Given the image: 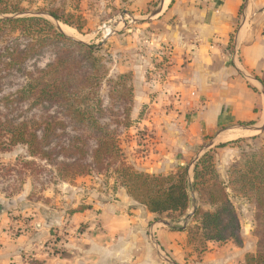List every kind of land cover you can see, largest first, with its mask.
Returning a JSON list of instances; mask_svg holds the SVG:
<instances>
[{
	"label": "trees",
	"instance_id": "obj_1",
	"mask_svg": "<svg viewBox=\"0 0 264 264\" xmlns=\"http://www.w3.org/2000/svg\"><path fill=\"white\" fill-rule=\"evenodd\" d=\"M37 1L0 0V41L10 39L0 48V79L1 72L12 70H22L24 79L16 92L4 98L7 102H29L30 106L56 109L41 121L32 122H17L0 111V153L24 145L31 158L0 165L2 176H16L20 183L18 188L3 190L5 197L20 193L26 182L25 173L41 172L45 166L53 167L59 181L88 174L101 175L99 172L107 168L115 173L116 184L125 188L138 205L155 214L156 220L167 216L176 224L187 215L195 192L210 209L197 206L190 219L194 225L188 224L185 230L188 243L196 242L201 253L208 250V242L232 240L239 247L243 245L241 221L233 197L247 198L256 206L253 234L257 243L255 252L245 254L244 264H264V145L242 150L229 167L227 178L218 171L211 151L195 162L193 178L188 165L169 174L136 169L126 160L118 133V128L131 123V108L127 103L132 102V90L126 87L125 75L110 79L96 44L72 39L40 15L47 14L82 30L83 16L75 12L82 0H44V5L32 12ZM46 52L50 59L44 68L25 69L28 60ZM104 80L111 83L110 97L121 101L119 113L104 107L99 96ZM106 118H110L111 123L106 122ZM68 124L88 136L62 140L57 133ZM247 140L241 137L230 141ZM224 145L219 144V147ZM89 208L90 205L81 204L71 213ZM29 264L45 262L33 259Z\"/></svg>",
	"mask_w": 264,
	"mask_h": 264
},
{
	"label": "crops",
	"instance_id": "obj_2",
	"mask_svg": "<svg viewBox=\"0 0 264 264\" xmlns=\"http://www.w3.org/2000/svg\"><path fill=\"white\" fill-rule=\"evenodd\" d=\"M151 1L134 0L133 5L141 10ZM241 6L244 13L239 17ZM166 9L168 17L176 16V20L159 34L161 44L174 50L163 93L174 95L172 101L180 112L168 107L160 118L163 139L175 129L184 130L186 140L195 143L215 132L225 135L242 129L250 133L264 127L263 94L251 88L244 76V70L264 72V0H161V13ZM237 122L245 127L220 129ZM161 153L168 154L162 165L170 168L171 152ZM64 185L76 191H69L76 199L87 189L81 184ZM101 190L96 199L82 196V202L91 204L84 211L70 214L49 208L43 214L36 208L27 229L20 233H15L18 224L11 222L10 212H0V264H29V257L45 264L186 262L188 223H180V229L164 226L125 188L103 183Z\"/></svg>",
	"mask_w": 264,
	"mask_h": 264
},
{
	"label": "rangeland",
	"instance_id": "obj_3",
	"mask_svg": "<svg viewBox=\"0 0 264 264\" xmlns=\"http://www.w3.org/2000/svg\"><path fill=\"white\" fill-rule=\"evenodd\" d=\"M133 3L134 0H82L78 11H75L83 16L82 30L55 20L47 14L40 15L48 18L55 26L59 24L61 27L62 25H67L73 28L76 35L79 36H73L77 40H82L88 44H96L100 48L98 54L104 58L110 79L115 80L119 75H125L126 87L132 90V102L127 103L131 108V123L127 127L118 128V133L121 147L129 164L138 170L155 174L173 173L179 167L188 165L190 166V177L193 178L195 162L204 154L205 150L211 148L208 151H211L218 171L223 178H227L229 167L238 159L242 150L264 145V127H257L255 132L243 135V137L248 139L244 142H231L230 140H236L241 137L227 139L225 135L228 133L223 135L221 132H215L212 135L203 136L201 141L193 143V140L192 142L186 140V133L180 129L169 132L168 137L164 140V134L160 126H158L160 118L167 112L166 109L168 107H171L168 108V111H173L174 109L180 112V109L178 103H173L172 101L173 98L171 97L174 95L163 93L165 91L163 83L169 72H171L170 67L172 66L174 50L171 45L165 42L161 44L159 34L163 32V28H166L168 23L173 24L176 16L168 17V9H166L167 13L165 12L166 10L161 13V0H153L149 3V6H144L141 10L139 5H133ZM43 5L44 0H38L33 6L32 12H35V8ZM243 7L241 6L239 17L244 13ZM66 35L72 36L68 33ZM9 40L0 41V48L3 49ZM166 46L172 47L171 53L165 50ZM49 59L50 54L46 52L37 58L28 60L25 69L44 68ZM1 74L0 111L2 114L8 115L17 122H32L41 121L46 114L56 111L55 108L47 109L43 106H30L29 102H7L4 97L11 96L24 83L23 71L12 70L10 73L4 71ZM244 74L249 86L262 93L264 98V72H261L260 69L253 72L244 70ZM110 84L107 80L103 81L99 96L103 100L104 107L111 108L119 113L122 111L121 101L110 97ZM173 104L177 106L173 108ZM110 120V118L105 119L108 123H111ZM242 125L237 122L233 125H224L220 129L224 131L228 128H237ZM72 127L73 125L68 124L66 129L59 130L57 135L62 140H66L70 136H88L86 132L73 129ZM112 128H115V125H112ZM252 136L257 137L253 139ZM209 143H213V147ZM222 143H225V145L219 147V144ZM190 146L191 151H186ZM164 150L171 152L169 153L171 159L168 161L171 164L170 168L162 165L165 164L166 161L164 159L168 155H162L161 152H164ZM174 155L177 156L174 157ZM22 158L25 160L31 159L28 157L27 148L24 145H18L9 152L0 153V165L14 164L17 159ZM53 170V167L45 166L41 172H32L31 175L25 173L26 182L22 185L20 193L15 194L11 198H6L3 190L9 189V187L18 188L20 185L18 177L7 178L0 173V212L6 214L10 212L9 216L13 218L11 222L18 224L15 233H20V231L23 232V230L27 229L31 219H33V213H35L33 210L41 209V213L45 214L44 211L53 209L55 212L71 214V210L81 204L91 206V204L81 201L82 196L90 194L93 199L101 197L99 193L102 192L101 186L103 183L108 184L111 188L119 186L116 184V175L112 169H104L99 172L101 175L88 174L66 181L56 179ZM86 176L94 178L87 180L81 178ZM64 183L86 185L87 189L84 192L81 191V197L76 199L74 196H69L70 190L73 193L76 191H73L72 187L64 185ZM47 192H53L50 195L51 197H46L45 194ZM193 194L195 199L191 202L187 214L193 211V205H201L204 210L210 209L204 199H199L198 194L195 192ZM25 196L28 197L25 198ZM233 201L241 221L243 245L239 247L232 240L225 243L217 242L208 246V250L201 253L197 248L199 245L196 242L194 244L187 243L186 262H180L175 259L176 261L173 260L172 264H244L245 254L256 250L257 237L253 234L256 206L247 198L233 197ZM77 202L79 204L73 207V204ZM1 208L4 209L2 210ZM184 218L176 225L179 226L180 223L185 222ZM163 220L171 221L167 216L162 217L158 221L164 225L161 222ZM189 222L190 226L194 225V222ZM81 228L82 226H80L79 230ZM56 229L60 228L57 227ZM61 236L66 238L62 233ZM54 251L64 254L62 250ZM31 260L33 258L29 257L28 262H31Z\"/></svg>",
	"mask_w": 264,
	"mask_h": 264
},
{
	"label": "bare ground",
	"instance_id": "obj_4",
	"mask_svg": "<svg viewBox=\"0 0 264 264\" xmlns=\"http://www.w3.org/2000/svg\"><path fill=\"white\" fill-rule=\"evenodd\" d=\"M62 28H63L65 33L67 32L69 35L79 37L78 35H76L75 30L73 28H71L67 25H62ZM243 135H248V132L244 131L242 129H236V130H233L230 133L226 134L225 138L234 139V138H238V137L243 136Z\"/></svg>",
	"mask_w": 264,
	"mask_h": 264
},
{
	"label": "water",
	"instance_id": "obj_5",
	"mask_svg": "<svg viewBox=\"0 0 264 264\" xmlns=\"http://www.w3.org/2000/svg\"><path fill=\"white\" fill-rule=\"evenodd\" d=\"M56 27H57V29H58L59 31L65 33L64 30H63V28H62L59 24H58ZM65 34H66V33H65ZM71 38L74 39V40H77V38H75V37H73V36H71ZM77 41H82V40H77ZM82 42H83V41H82ZM241 127H242V126H241ZM243 127H245V126H243ZM209 145H210L211 147H213V143H210ZM193 196H194V194H193ZM194 199H195V198H194ZM196 208H197V205H193V211L186 215V221L184 222L185 224H187V223L189 222V220L192 218L193 213H194V211L196 210ZM161 222H162L165 226H168V227H173V226L176 225V224L173 223L172 221L163 220V221H161Z\"/></svg>",
	"mask_w": 264,
	"mask_h": 264
},
{
	"label": "built area",
	"instance_id": "obj_6",
	"mask_svg": "<svg viewBox=\"0 0 264 264\" xmlns=\"http://www.w3.org/2000/svg\"><path fill=\"white\" fill-rule=\"evenodd\" d=\"M165 50H167L169 53H171L172 52V47L171 46H166L165 47ZM171 51V52H170Z\"/></svg>",
	"mask_w": 264,
	"mask_h": 264
}]
</instances>
